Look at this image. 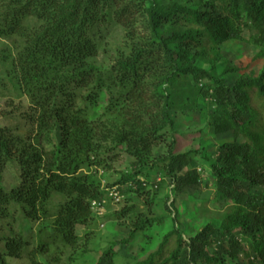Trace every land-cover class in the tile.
<instances>
[{
  "label": "trees",
  "instance_id": "trees-1",
  "mask_svg": "<svg viewBox=\"0 0 264 264\" xmlns=\"http://www.w3.org/2000/svg\"><path fill=\"white\" fill-rule=\"evenodd\" d=\"M166 1L0 0V39L14 40L15 86L29 101L24 139L0 128V225L14 218L13 208L41 224L33 243L8 222L12 236L0 239L7 256L117 264L137 247L135 264H264V0ZM104 26L125 31V50L110 67L95 62ZM230 42L238 43L241 63L226 58ZM246 44L261 48L254 59L242 54ZM104 93L106 107L94 115ZM200 100L214 108L210 120L184 135L202 139L208 130L228 138L188 149L192 139L179 132V117L193 121ZM163 145L167 154L156 157ZM120 150L131 171L105 186L100 171ZM200 161L219 205L208 210L221 220L198 217L184 231L175 198L202 182ZM12 166L20 184L8 190L2 180ZM166 184L175 199L164 205L168 216L156 201ZM115 187L124 205L106 218L128 236L94 259L95 245H81L91 233L79 231L114 208L96 211L93 203Z\"/></svg>",
  "mask_w": 264,
  "mask_h": 264
},
{
  "label": "rangeland",
  "instance_id": "rangeland-1",
  "mask_svg": "<svg viewBox=\"0 0 264 264\" xmlns=\"http://www.w3.org/2000/svg\"><path fill=\"white\" fill-rule=\"evenodd\" d=\"M172 1L167 0L166 4H170ZM246 40L250 38L249 32H245ZM126 44L125 31L119 26H104L103 34L101 38L100 44V54L96 58L95 62L101 67H110L114 64L117 59L119 53L124 49ZM239 45L237 42L228 43L224 49V54L228 59H234L235 64L241 63L238 59L242 55L239 53ZM261 48H258L251 44L245 45V52H242L243 55L250 59H254L257 54H259ZM17 53V48L14 44V40L10 39H0V128H11L16 131L17 136L20 139H24L26 133L29 130V126L26 125V121L24 119L25 113H27V105L29 101L23 95L21 90H19L16 82H18L15 77L16 75L13 73L12 60L14 59ZM230 76V75H229ZM231 79V78H230ZM205 84L207 82H204ZM106 94L101 95V102L99 106L93 110L94 115L101 114L106 107ZM214 108H210L208 100L206 101H198L196 106V111H200L199 115H195L193 121H186L184 118L179 117L178 129L179 132L183 135H190L197 130L203 128L207 121L210 120L209 114L212 113ZM208 131V130H207ZM207 131L204 132L202 139L201 138H189L184 135L186 140H191V145L188 149H198L200 147L208 148L210 145H219L223 142L227 141L228 137H214L207 135ZM186 145V142L184 143ZM184 144L180 145V148L183 147ZM168 147L167 145H163L155 149V156L158 157L160 155L165 156L167 154ZM205 151V150H204ZM185 150H182L181 153H184ZM211 152V150H210ZM204 155V154H203ZM198 173L202 176V182L198 185V187L189 188L180 193L176 199V208L178 209V213L181 217V229L184 231L189 227L190 222L194 221L195 218L201 217V220H208L210 218L220 221L221 215L214 216L213 212H209V208L211 211L217 210L219 208L218 204H213V199L215 195V190H213V179L211 176V172L208 168V165L203 162H197ZM109 170H101L100 175L103 177V183L106 186L107 184H113L121 178L123 173H128L132 168V160L124 153L123 150L118 152V158L114 162H110ZM20 173L15 166L9 167L5 170L3 174L2 185L11 190L19 186L20 184ZM170 178L167 179V183ZM171 187V186H170ZM168 184L161 191L156 201H159V210L162 215L168 216L167 212L164 211L165 203L171 204L173 200H175L172 195ZM133 197V196H130ZM124 200V199H123ZM123 200L119 204H115L107 212L105 217H98L95 223H92L89 227L80 229L79 235L84 238L85 233L89 232V238L84 239L82 241V249L88 244L92 243L95 245L97 250L96 253L92 254V258L98 259L101 256V251L105 250L111 242L116 241L122 237H127L128 231L124 228H117L114 222L109 221L108 216L113 213L115 210H120L124 205ZM55 201L58 203L60 201V197L55 198ZM203 201H208L206 205L203 204ZM137 208L143 211L146 207L144 206L145 200L138 199ZM206 203V202H205ZM201 207V208H199ZM197 209H201L200 212ZM208 211V214L202 210ZM13 215L10 221L1 222L0 225V239L3 236L10 237L12 234L9 233L11 222L15 232L20 231L24 228V234L28 240L36 242V237L38 235V230L40 228V223L37 222H26L19 210H15L13 208ZM107 217V218H106ZM172 218V217H171ZM173 219V218H172ZM171 224V223H169ZM34 246L29 247L28 251L30 252ZM121 253V256L117 260V264H135V260H132L134 256H136L139 251L137 247L128 248ZM27 256V255H26ZM133 256V257H132ZM1 257L4 258V264H30L27 257H22L21 259L12 258L6 255L5 243L0 240V263L2 264ZM132 257V258H131ZM135 258V257H134ZM245 259V257H242ZM44 260V259H43ZM77 264H83V262H78Z\"/></svg>",
  "mask_w": 264,
  "mask_h": 264
},
{
  "label": "built area",
  "instance_id": "built-area-1",
  "mask_svg": "<svg viewBox=\"0 0 264 264\" xmlns=\"http://www.w3.org/2000/svg\"><path fill=\"white\" fill-rule=\"evenodd\" d=\"M108 193L105 199L102 201V204L99 205L96 202L93 203L94 209L97 211L100 207L103 208L104 205H108L109 203L112 205L118 204L122 201L123 196L117 191V187L107 190ZM99 215H102L101 212H98Z\"/></svg>",
  "mask_w": 264,
  "mask_h": 264
}]
</instances>
